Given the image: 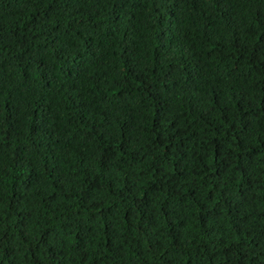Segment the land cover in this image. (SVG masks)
Here are the masks:
<instances>
[{"label":"trees","instance_id":"obj_1","mask_svg":"<svg viewBox=\"0 0 264 264\" xmlns=\"http://www.w3.org/2000/svg\"><path fill=\"white\" fill-rule=\"evenodd\" d=\"M0 264H264V0H0Z\"/></svg>","mask_w":264,"mask_h":264}]
</instances>
